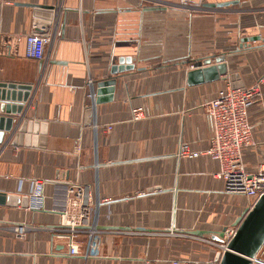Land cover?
Listing matches in <instances>:
<instances>
[{"label": "crops", "instance_id": "crops-1", "mask_svg": "<svg viewBox=\"0 0 264 264\" xmlns=\"http://www.w3.org/2000/svg\"><path fill=\"white\" fill-rule=\"evenodd\" d=\"M220 3L231 4L205 8ZM35 23L53 36L42 60L25 55ZM252 37L262 40L243 43ZM221 55L229 75L189 84L190 71ZM127 59L132 69L113 75ZM232 74L245 87L264 81V0H194L191 8L179 0H0V82L33 85L24 119L46 124L45 134H30L29 146H14L12 132L6 135L0 191L28 195L42 180L48 210L57 186L87 187L105 231L95 256H70L57 238L56 215L0 206V264L215 259L214 244L248 212L249 200L224 191L217 162L176 153L182 144L209 147L205 105ZM112 78L113 100L93 105L91 90ZM136 107L145 110L140 121L131 118ZM250 120L257 146L244 158L257 171L264 167V98ZM20 225L28 228L22 238L15 234ZM193 241L200 245L187 256Z\"/></svg>", "mask_w": 264, "mask_h": 264}, {"label": "built area", "instance_id": "built-area-1", "mask_svg": "<svg viewBox=\"0 0 264 264\" xmlns=\"http://www.w3.org/2000/svg\"><path fill=\"white\" fill-rule=\"evenodd\" d=\"M184 8H191L194 0H179ZM40 25L34 24V31L26 38V58L42 60L46 48L52 42V33ZM220 96L205 105L209 117L213 136L210 145L203 151H194L188 144H182L176 153L178 158L197 159L201 156L209 157L217 162L219 171L216 177L224 184V191L230 195L242 196L249 200L248 212L264 195V167L257 171H250L245 163V151L257 146L254 127L250 120V109L259 99L264 98V81H257L249 87L233 88L231 80ZM89 98L95 105L97 93L91 90ZM145 117L142 107L131 109L133 121H140ZM107 130H112L111 126ZM81 147H76L80 153ZM45 182L34 180L28 195L29 211H47L59 218L57 238L63 241L70 256L92 257L97 253L98 246L103 238V231L97 222V210L100 205L93 199L87 187L80 185L57 186L52 196L53 206L46 209ZM26 225L15 227V234L22 238L26 235ZM237 227L226 229L221 243L217 246L220 260L227 251L229 243L236 236ZM197 241L208 242L203 238ZM209 243V242H208ZM213 244V243H212ZM217 253V254H218ZM215 259L200 261L193 258L173 257L168 264H220ZM251 264H264V245L259 252L250 259ZM143 264H156L146 259Z\"/></svg>", "mask_w": 264, "mask_h": 264}, {"label": "water", "instance_id": "water-1", "mask_svg": "<svg viewBox=\"0 0 264 264\" xmlns=\"http://www.w3.org/2000/svg\"><path fill=\"white\" fill-rule=\"evenodd\" d=\"M231 3H220L205 5V8H224ZM52 8V7H50ZM262 40L261 37H252L244 39L243 43L256 42ZM212 59L215 65H212ZM126 61V62H125ZM126 67H114L112 74L116 75L132 69L129 59L125 60ZM204 67L192 70L188 74L189 84L196 85L204 82H210L220 79L221 76H227L228 64L226 55L215 58H207L204 61ZM123 63V62H122ZM233 88H243L240 76L230 75ZM116 79H109L101 82L97 88V104L111 102L114 98ZM33 85L0 82V145L5 142V137L12 132V144L14 146H29L30 134H45L46 124L37 121L24 119L26 104L29 103ZM91 111L88 112V117ZM19 116V117H18ZM16 129L14 128V125ZM87 125H91L88 121ZM11 139V138H10ZM44 143V140H43ZM35 144V143H34ZM33 144V145H34ZM29 198L17 193H4L0 191V206L10 208H27ZM234 227H237L236 236L229 243L227 251L220 260V254L216 255L215 261L220 260V264H251L253 258L264 245V195L256 202L253 209L239 218ZM223 231L221 237L224 236ZM202 235L201 233H192Z\"/></svg>", "mask_w": 264, "mask_h": 264}, {"label": "rangeland", "instance_id": "rangeland-1", "mask_svg": "<svg viewBox=\"0 0 264 264\" xmlns=\"http://www.w3.org/2000/svg\"><path fill=\"white\" fill-rule=\"evenodd\" d=\"M192 244L190 245L189 249H185V252L187 253V256L190 255V256H193L195 254V251H196V246L199 244V243H196L195 241L191 242ZM196 244V245H195ZM200 245V244H199ZM170 246H173L172 244H170ZM190 253V254H189ZM173 257H178V256H173ZM171 257V258H173ZM170 258V259H171Z\"/></svg>", "mask_w": 264, "mask_h": 264}]
</instances>
